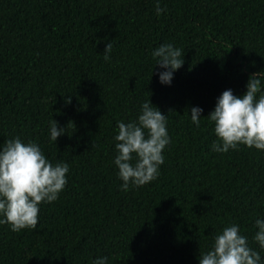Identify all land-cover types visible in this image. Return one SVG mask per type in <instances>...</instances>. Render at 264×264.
<instances>
[{
  "label": "trees",
  "instance_id": "16d2710c",
  "mask_svg": "<svg viewBox=\"0 0 264 264\" xmlns=\"http://www.w3.org/2000/svg\"><path fill=\"white\" fill-rule=\"evenodd\" d=\"M0 0V144L36 142L66 162L68 183L41 203L35 229L0 225V264H199L224 226L250 247L264 218V151L218 153L207 115L226 89L264 82V0ZM111 41L110 60L103 59ZM181 48L170 85L151 52ZM153 68V72H152ZM152 72V73H151ZM66 98H70L66 102ZM150 99L171 142L157 178L123 191L117 121ZM202 109L196 127L190 109ZM65 133L49 139V121Z\"/></svg>",
  "mask_w": 264,
  "mask_h": 264
},
{
  "label": "clouds",
  "instance_id": "9594fccd",
  "mask_svg": "<svg viewBox=\"0 0 264 264\" xmlns=\"http://www.w3.org/2000/svg\"><path fill=\"white\" fill-rule=\"evenodd\" d=\"M162 11L157 0L156 14ZM111 51L109 41L103 52L105 61L110 60ZM183 53L172 43H161L152 50L154 65L162 69L157 73L161 84H171L175 71L183 65ZM201 112L198 106L190 109L191 121L197 128L201 125ZM206 117L217 137L212 142V151L226 153L239 150L240 145L264 151V82L253 74L243 94L224 90ZM48 127L49 139L54 142L65 133L55 119L49 121ZM117 129L113 137L116 141L113 164L122 181L120 189L127 191L130 186L139 187L155 180L159 166L164 163L163 150L171 142L167 115L148 98L140 104L136 118L127 123L117 121ZM68 172L66 162H51L36 142L14 136L0 144V225L7 224L13 232L35 229L40 204L58 199L68 183ZM254 225L257 230L252 240L264 250V218H256ZM107 259L97 256L92 264H107ZM199 264H264V259L249 246L248 237L240 232L239 225L231 223L215 235L207 250L200 252Z\"/></svg>",
  "mask_w": 264,
  "mask_h": 264
}]
</instances>
